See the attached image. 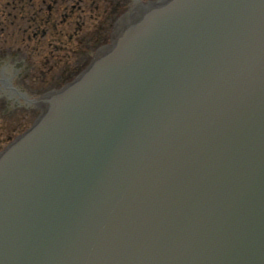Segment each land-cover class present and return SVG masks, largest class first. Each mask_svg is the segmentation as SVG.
<instances>
[{"label": "water", "instance_id": "obj_1", "mask_svg": "<svg viewBox=\"0 0 264 264\" xmlns=\"http://www.w3.org/2000/svg\"><path fill=\"white\" fill-rule=\"evenodd\" d=\"M173 9L177 10L174 20L165 17L166 11L148 15L139 29L131 31L127 45L123 40L122 49L131 53L132 47L135 60L149 63L165 45L181 39L190 51L205 49L212 56H204V63L185 51L166 80V84L172 81L173 90L158 108L162 122L168 117L173 124L161 123L162 133L138 138L129 131L124 137L109 134L95 152L105 168L95 169L98 187L85 183L79 192L70 193L69 200L84 193L86 199L104 202L122 216L129 208L132 216L139 214L150 222L151 226L145 225L151 229L146 237L132 242L129 250L118 249L112 264H144L138 260L144 252L151 261L166 256L171 264L187 263L189 255L195 264H264V0H182ZM95 72L98 79L104 69ZM208 79L217 82L206 85ZM62 113L52 110L38 125L40 130L24 141L45 172L65 155L69 140L85 134L77 127L72 136L67 135L72 128L54 121ZM98 138L93 133L88 141L97 143ZM8 165L9 161L0 173ZM209 166L217 170L208 172ZM59 188L58 181L43 196L32 190L30 195L52 209L59 207ZM78 245L82 247L81 241ZM105 245L98 248L104 250ZM54 251L62 252L63 244ZM77 253L79 263L90 258L80 249Z\"/></svg>", "mask_w": 264, "mask_h": 264}, {"label": "rangeland", "instance_id": "obj_2", "mask_svg": "<svg viewBox=\"0 0 264 264\" xmlns=\"http://www.w3.org/2000/svg\"><path fill=\"white\" fill-rule=\"evenodd\" d=\"M89 4V0H86L85 1V5H88ZM98 16V15H97ZM84 20L86 21V24L89 26V27H91V25L90 24H92L91 22H89L88 20H87V16L85 15L84 16ZM97 22H98V20H97ZM8 32H9V34H11V32H12V29L9 27L8 28Z\"/></svg>", "mask_w": 264, "mask_h": 264}, {"label": "flooded vegetation", "instance_id": "obj_3", "mask_svg": "<svg viewBox=\"0 0 264 264\" xmlns=\"http://www.w3.org/2000/svg\"><path fill=\"white\" fill-rule=\"evenodd\" d=\"M13 109H14L13 106H7L6 109H4V117L6 118L7 115L10 113L9 111L13 110ZM8 116H10V115H8Z\"/></svg>", "mask_w": 264, "mask_h": 264}]
</instances>
